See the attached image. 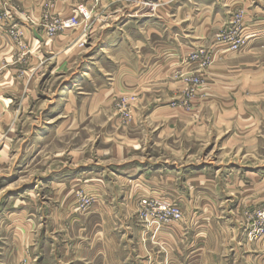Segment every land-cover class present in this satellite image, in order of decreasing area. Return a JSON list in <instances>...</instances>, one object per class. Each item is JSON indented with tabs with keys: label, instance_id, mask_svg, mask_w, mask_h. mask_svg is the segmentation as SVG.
<instances>
[{
	"label": "rangeland",
	"instance_id": "obj_1",
	"mask_svg": "<svg viewBox=\"0 0 264 264\" xmlns=\"http://www.w3.org/2000/svg\"><path fill=\"white\" fill-rule=\"evenodd\" d=\"M80 4L89 21L66 29L82 28L80 54L59 72L48 51L38 57L40 40L8 32L24 55L8 66L11 121L0 112V250L34 220L59 218L45 234L69 232L70 254L86 233L74 218H122L130 198L146 236L154 200L217 218L192 236L226 253L200 250L192 264H264V0H85L72 14ZM67 16L44 13L42 34L62 32L45 26ZM134 165L167 197L136 201Z\"/></svg>",
	"mask_w": 264,
	"mask_h": 264
},
{
	"label": "crops",
	"instance_id": "obj_2",
	"mask_svg": "<svg viewBox=\"0 0 264 264\" xmlns=\"http://www.w3.org/2000/svg\"><path fill=\"white\" fill-rule=\"evenodd\" d=\"M79 1L85 0H0V15H9L12 19L11 22L0 21V72L3 71L0 74V95L2 94L0 97V112L2 117H5L4 124L9 123L12 119L11 114H5L6 110L10 109L12 101L11 98L4 97V95L6 93L13 94L11 91L8 92V88L4 87L8 85L12 87L13 81L18 79V76L15 75V69L8 68V66L10 64L20 63L24 55V52H21L18 48L20 43L17 44L12 40L8 32L18 30L22 31L23 34V31H25L26 36L24 37L28 43H32V41L35 42L36 39L40 40L37 46H40L42 51H40L38 57L42 60L48 51L49 55H46V57H48L50 62L55 61L56 65L52 71L59 68V72L61 69L68 66L72 59L77 58V55L80 54L76 46H72L71 44L72 40L77 39L83 30L80 27L63 30L48 38L42 34L40 29V17L44 13L49 15L70 16L73 11L72 7L76 6ZM85 3L88 5V2ZM22 28H25V30ZM35 45L36 44L33 43V46ZM16 93L17 92H15V94ZM142 169L136 166L129 172L135 176L133 179L127 180L126 182V185L130 186L129 190L134 192L133 196L137 197V191H139L143 193L147 192L145 194L152 197H155V195L167 197L165 196L167 193L154 186L153 182L155 181V176H152L150 180H146L145 173L148 169ZM156 170L160 171L159 168H155L153 174H161V172H156ZM181 174L182 176L186 175V173ZM186 181H188L186 177L181 179L183 188L185 185L184 182ZM51 183L52 185L57 184L53 180ZM180 191H182V189H180ZM142 197L143 195H140L137 197L136 201L140 200ZM130 202L131 199L129 198L128 204L126 205L127 210L124 215L122 214V218H116L119 214H116L114 218L111 216L108 218L102 216L99 211L101 208V211H103L105 205L96 206V210H94L92 216L94 217L99 212L98 218H74L76 223H79L80 228L83 225L82 229L85 230L86 233L83 235V238L78 241L79 244H81L80 249L76 250L73 248L70 254H67V251L63 250L65 244L68 242L67 236H70L69 232L66 234V231L62 229L59 230L62 232H57V235L55 230H51L53 236L48 237L45 234L46 229L51 227L59 218H45V223L40 222L42 226L38 222L34 223V220L31 227L32 231L27 232V238L15 232L9 247L5 250H0V261H2L0 263L192 264L191 260L194 256L197 257L198 254H200V250H207L206 256L212 258L218 255V253L225 252L223 249L215 247L211 248L207 246V248H200L198 244L200 234H195V232L194 237L192 236V231H195L194 225L199 224V220H210L212 224H217L219 222L215 220L217 218H210L207 213L202 215V218H199L200 215L196 216V212H191L190 210L189 213L185 205L177 203L182 212H186L187 217L163 226V228L157 230L158 233L153 227H150L152 230H149V234L146 236L144 233L145 228L142 227V223L137 218H132L130 212V207L133 209L132 204L136 202L132 204H130ZM192 207L193 205L191 204L190 208L192 209ZM117 210H119V208H117ZM92 228H94V232L91 231ZM79 230L80 229H78V231ZM153 231L156 233L152 236ZM52 237L53 240L57 237V239H61L64 242L55 245ZM44 242H48L50 254L46 253V243L44 244ZM51 244H54L52 248L50 247ZM36 245L40 250H37ZM39 256L41 257L40 263H34V259H38ZM194 260V264H199L195 258ZM212 264L215 263L213 262Z\"/></svg>",
	"mask_w": 264,
	"mask_h": 264
},
{
	"label": "built area",
	"instance_id": "obj_3",
	"mask_svg": "<svg viewBox=\"0 0 264 264\" xmlns=\"http://www.w3.org/2000/svg\"><path fill=\"white\" fill-rule=\"evenodd\" d=\"M75 13L76 14H72L67 17L57 18L52 23L47 24L45 26L46 34L51 35L59 30L73 28L75 25H77L78 21L87 22L90 19V14L85 4L78 5ZM83 42H81V45ZM152 203L153 204L150 212H157V215L155 218L151 219L150 223L155 227V231L159 230L160 227L172 221L176 222L181 220L182 210L179 206L162 200H154ZM141 204L147 206L150 205L146 200H142ZM158 214H160V216H158Z\"/></svg>",
	"mask_w": 264,
	"mask_h": 264
}]
</instances>
